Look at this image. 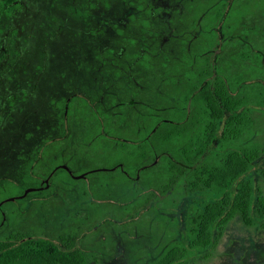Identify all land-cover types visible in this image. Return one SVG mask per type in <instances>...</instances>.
Listing matches in <instances>:
<instances>
[{
  "label": "rangeland",
  "instance_id": "1",
  "mask_svg": "<svg viewBox=\"0 0 264 264\" xmlns=\"http://www.w3.org/2000/svg\"><path fill=\"white\" fill-rule=\"evenodd\" d=\"M1 3L0 240L66 235L88 264H153L183 223L178 198L140 205L147 185L88 172L109 163L98 133L132 137L142 106L168 98L166 60L186 37L169 21L184 1L18 0L11 13ZM258 168L264 154L252 171L264 196ZM210 252L190 264H264V228L236 215Z\"/></svg>",
  "mask_w": 264,
  "mask_h": 264
},
{
  "label": "trees",
  "instance_id": "2",
  "mask_svg": "<svg viewBox=\"0 0 264 264\" xmlns=\"http://www.w3.org/2000/svg\"><path fill=\"white\" fill-rule=\"evenodd\" d=\"M1 2L7 13L18 6V0ZM188 98L195 110L188 118L191 127L185 128L186 113L180 108ZM206 98L202 88L192 97L180 95L175 109L145 113L142 119L147 126L140 142L112 141L100 135L108 152V166L121 164L122 170L130 171L131 176L158 157L156 163L139 171L150 189H142L136 195L138 204H157L176 196L184 207L183 223L176 226L173 239L153 264L206 260L225 226L236 215L246 226L264 228V196L252 176L254 164L264 154V128L259 127L261 122L248 119L244 108L233 113L236 134L227 124L222 137L217 138L213 114L202 106ZM254 99V103L262 104L257 96V102ZM246 103L244 97L237 95V108ZM122 170L117 168L108 175L132 182ZM256 172L264 173V168ZM0 264L88 263L66 235L57 243L30 233H15L0 240Z\"/></svg>",
  "mask_w": 264,
  "mask_h": 264
},
{
  "label": "flooded vegetation",
  "instance_id": "3",
  "mask_svg": "<svg viewBox=\"0 0 264 264\" xmlns=\"http://www.w3.org/2000/svg\"><path fill=\"white\" fill-rule=\"evenodd\" d=\"M176 1L184 3L175 9L179 18L169 21V29L172 32L180 27L179 30L183 31L186 37L178 41L181 50L179 58L166 60L165 82L170 86L168 98L165 99L166 106L144 105L142 108L145 113L175 109L177 107L174 103L180 95L186 97L190 94L192 97L198 90L205 88L207 98L202 101V106L206 107L208 113L213 114L211 116L216 121L217 138L222 137L227 124L236 134L237 123L233 113L244 108L248 111L246 117L261 122L259 127L264 128V0ZM183 6L186 8H181ZM155 7L160 8L157 5ZM237 95L244 97L248 103L237 108L234 104ZM256 96L262 104L253 102ZM117 106L121 109L124 107L123 104ZM180 109L186 113L183 125L190 128L188 118L195 110L191 99L188 98ZM138 125L132 139L130 137L112 141L140 142L141 134H145L147 122L142 120ZM102 127L96 126L95 130L98 131ZM100 135L102 134L96 135L98 147H101L104 141ZM103 135L111 140L110 135ZM9 139H12L8 144L12 150L13 138ZM157 159L158 157H155L152 163L140 166L134 176H131L128 170H122L121 164L109 167L110 161L105 166L90 170L88 174L111 173L119 168L130 180L133 179L132 183L140 181L146 185V182L141 180L139 171L156 163ZM51 176L48 175L47 180H43L40 189H28L21 198L44 189L45 182H49ZM147 189L150 187L144 188Z\"/></svg>",
  "mask_w": 264,
  "mask_h": 264
}]
</instances>
